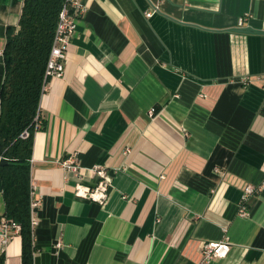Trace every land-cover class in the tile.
Masks as SVG:
<instances>
[{
  "label": "crops",
  "instance_id": "crops-1",
  "mask_svg": "<svg viewBox=\"0 0 264 264\" xmlns=\"http://www.w3.org/2000/svg\"><path fill=\"white\" fill-rule=\"evenodd\" d=\"M23 2L0 0V87ZM83 3L39 102L33 264H200L225 236L228 254L208 264H264V34L230 31L242 17L264 31V0ZM70 155L109 173L104 204L75 196ZM20 249L19 229L0 237L4 264H21Z\"/></svg>",
  "mask_w": 264,
  "mask_h": 264
},
{
  "label": "trees",
  "instance_id": "trees-1",
  "mask_svg": "<svg viewBox=\"0 0 264 264\" xmlns=\"http://www.w3.org/2000/svg\"><path fill=\"white\" fill-rule=\"evenodd\" d=\"M65 0H24L15 33L7 30L0 87V193L4 217L19 227L21 264H33L30 160L47 63ZM157 111V108H154ZM4 264V253L0 254Z\"/></svg>",
  "mask_w": 264,
  "mask_h": 264
},
{
  "label": "built area",
  "instance_id": "built-area-1",
  "mask_svg": "<svg viewBox=\"0 0 264 264\" xmlns=\"http://www.w3.org/2000/svg\"><path fill=\"white\" fill-rule=\"evenodd\" d=\"M85 12L86 7L83 0H65L59 14V22L55 31L56 35L54 44L52 45L46 72H44L45 77H60L62 75L66 59V48L75 33L78 17H82ZM244 20L245 18L243 17L238 19V27H242ZM45 88L46 85L44 86V89ZM153 113L154 109L151 108L149 114L153 115ZM40 124L41 119L36 121L35 128L38 129ZM62 167L76 177L75 180H77V182L74 191L76 197L98 202L100 204L106 202L108 188L111 184L112 178L104 168L96 166L95 168L88 170L82 169L76 161L75 156L72 155L62 162ZM87 172L89 174H96L99 177L98 183L95 186H88L82 183ZM254 192L255 189L252 186L248 185L245 187L238 210L240 216H246L248 214L244 202L247 197ZM37 204V201L32 200L31 209L35 208ZM12 229L18 230L19 227L15 223L9 222L5 217H0V237L3 243L7 242L10 238V231ZM57 247H59V245H57ZM229 249L230 241L226 236L219 242L204 243L201 250L202 258L200 264H208L213 259H222L228 254Z\"/></svg>",
  "mask_w": 264,
  "mask_h": 264
},
{
  "label": "water",
  "instance_id": "water-1",
  "mask_svg": "<svg viewBox=\"0 0 264 264\" xmlns=\"http://www.w3.org/2000/svg\"><path fill=\"white\" fill-rule=\"evenodd\" d=\"M232 32L243 33V34H264V31L254 30L250 27H237L230 29ZM2 163V161H0Z\"/></svg>",
  "mask_w": 264,
  "mask_h": 264
}]
</instances>
